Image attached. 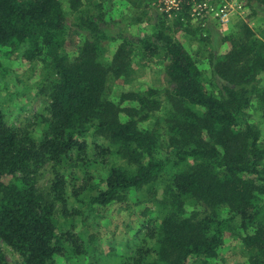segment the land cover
<instances>
[{
	"label": "trees",
	"instance_id": "1",
	"mask_svg": "<svg viewBox=\"0 0 264 264\" xmlns=\"http://www.w3.org/2000/svg\"><path fill=\"white\" fill-rule=\"evenodd\" d=\"M107 1L0 0V76L12 57L30 64L46 102L34 130L0 108V240L20 264H212L228 241L246 264H264V135L250 119L254 105L264 116V30L259 38L241 23L229 33L231 47L210 55L220 80L211 89L167 14L131 35L110 28ZM119 1L129 25L153 2ZM182 11L176 24L190 19ZM73 33L84 41L71 56ZM136 58L162 63L163 97L152 88L110 95ZM141 203L153 216L119 253L103 254L86 226L110 206ZM0 264H11L1 247Z\"/></svg>",
	"mask_w": 264,
	"mask_h": 264
},
{
	"label": "rangeland",
	"instance_id": "2",
	"mask_svg": "<svg viewBox=\"0 0 264 264\" xmlns=\"http://www.w3.org/2000/svg\"><path fill=\"white\" fill-rule=\"evenodd\" d=\"M212 2L217 7L228 6L227 10L229 13L224 20H221L220 17H216L212 13L209 16L201 17L192 16L188 11L187 14L190 16V19L183 22L182 25L176 24L173 19L181 14L180 16L183 20L185 11L170 16L167 15L166 19V24H170L178 41L197 60L203 84L207 87H210L211 84V89L214 86L212 82L218 83L219 79L216 78L214 80L209 63L210 55L213 53H224L231 47L228 39L229 33H236L239 30L237 27L241 23H246L259 38H263L262 34L264 30V0H212ZM106 5V18H109L110 23H112L110 28L113 31L121 29L131 35H147L151 33L158 17L165 14L153 0L150 8L145 11L138 10L135 13L139 14L141 20L135 22L133 25H129L126 19L131 14L122 1L113 0L110 2L108 0ZM70 19L68 18V24L71 21ZM115 20L118 23H113ZM83 41L84 36L82 34H72L73 44L70 43L68 46L71 56L78 53V46L80 47ZM116 46V43L107 46L108 52L106 56L108 59L112 57ZM5 63L10 72L4 78L0 76V108L5 112L10 122L22 127H28L30 130L37 129L38 119L36 116L44 112L46 106L45 100L36 95L37 89L35 85L39 77L37 69L14 57ZM262 78H264L263 75ZM166 87L162 63L156 60L136 58L133 60L130 70L112 83L110 95L114 99H117L123 92L131 90L145 91L152 88L158 91L157 95L163 97V91ZM164 103L159 110L154 112L155 117H151V120H149L148 124L150 126L155 119L164 117L168 108V104ZM250 119L259 127L261 134L264 135V116L259 112L256 105L251 109ZM50 177L51 172L48 170V167H44L37 179V185L43 191L49 186ZM158 186L161 189L162 185L158 184ZM124 205L110 206L97 219L99 222L97 225L96 222L94 226L88 225L85 228L88 234L94 233L96 235L103 254L112 256L108 251L112 246L116 245V250L119 253L121 250L120 243L130 240L141 223L146 218L153 216L151 212L147 213L146 211V206L150 205V203L128 205L127 207ZM0 247L11 264H20V256L4 245L1 240ZM106 260L107 263L110 261V259ZM245 260L246 258L239 247V242L228 241L225 248L221 250L218 260L212 261V264H246ZM58 264H64L62 259L58 260Z\"/></svg>",
	"mask_w": 264,
	"mask_h": 264
},
{
	"label": "built area",
	"instance_id": "3",
	"mask_svg": "<svg viewBox=\"0 0 264 264\" xmlns=\"http://www.w3.org/2000/svg\"><path fill=\"white\" fill-rule=\"evenodd\" d=\"M154 2L168 16L180 13L186 6H189L192 16H209L212 13L224 20L229 13L227 5L217 7L212 0H154Z\"/></svg>",
	"mask_w": 264,
	"mask_h": 264
}]
</instances>
